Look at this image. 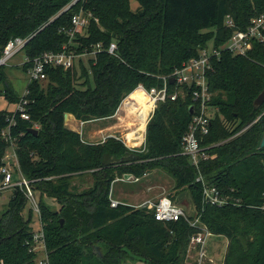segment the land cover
<instances>
[{"label": "trees", "instance_id": "trees-1", "mask_svg": "<svg viewBox=\"0 0 264 264\" xmlns=\"http://www.w3.org/2000/svg\"><path fill=\"white\" fill-rule=\"evenodd\" d=\"M71 1L0 0V57L15 37H30L23 50L30 58L61 51L70 42L72 17L82 7L99 19H91L70 45L91 52L102 44L88 64L81 59L69 69L47 67L44 81L29 83L30 119L0 109V164L10 148L1 131L14 118L10 134L16 137L21 172L39 193L50 264H125L136 258L185 264L197 232L188 221L162 222L146 208L111 206L117 178L132 174L144 179L155 170L174 180V202L189 191L201 221L228 239L224 264H264V104L254 106L264 89L263 45L255 43L246 56L223 51L207 71L212 105L219 111L202 141L211 157L201 162L200 171L230 196L228 204H204L199 171L182 154L195 105L191 94L157 105L147 124L146 147L139 151L115 136L87 142L65 123L66 113L80 121L115 115L140 83L162 87L163 76L197 57L211 41L218 47L229 39L233 30L224 25L227 15L245 29L264 13V0H136L135 10L132 0H86L64 10ZM113 41L120 57L107 51ZM2 68L0 98L16 103L21 97ZM176 89L170 81V93ZM85 174L94 183L78 190L73 180ZM26 206L25 194L15 187L0 217V264H36L32 209L26 217Z\"/></svg>", "mask_w": 264, "mask_h": 264}, {"label": "built area", "instance_id": "built-area-1", "mask_svg": "<svg viewBox=\"0 0 264 264\" xmlns=\"http://www.w3.org/2000/svg\"><path fill=\"white\" fill-rule=\"evenodd\" d=\"M79 1L85 2L86 0H72L64 10L73 7ZM91 19H95L97 22L99 21V19L94 17L91 12L85 11L82 7L81 10L72 17L73 28L69 31V44L64 45L63 49L58 52L47 51L35 56L34 58L26 56L23 65H28L27 72L29 76V83L34 81H44L47 78V67H63L64 69H69L81 59L95 56L98 51L102 50L101 43H98L91 52H77L76 50L70 48V45L76 44L73 40L76 35L85 33L87 28L90 26ZM224 25L225 27L233 30L231 36L224 44L217 47L214 43H212L211 45L202 48L197 57L190 58L182 65V67L176 69L172 74L163 76L162 79L164 80V84L162 87H152L148 89L144 84L140 83L129 94L132 95L134 92L140 91L143 96L148 99V102L152 103L146 124H148L151 120L157 105L160 102H165L168 99L177 100L179 97L185 98L188 94H191L195 105L191 106L193 118L189 126V130L183 137L182 154L189 156L191 163L199 171L197 181L201 182L203 185L204 204L218 206L228 204L230 196L222 194L217 186L209 184L200 171L201 162L211 157L208 153V147L202 146V141L204 136L209 134L211 121L219 111L218 107L212 105V93L207 82V71L212 66V59L219 58L223 51H229L233 55L246 56L254 48L255 43H259L264 46V13L253 17L245 29L238 28L231 15L226 16ZM29 40L30 37H15L9 40L0 57V67L6 65L14 55L24 50ZM107 51L112 55L120 57L117 52L118 46L115 41L110 44ZM171 80H173L172 84L177 86L176 91L173 93H170L169 90V82ZM28 94L29 88L27 86L24 94L21 95L20 100L15 103V107L11 110L9 109V111L19 114L22 119H30V100L27 97ZM129 95H127V97ZM85 122L86 121H82V124ZM14 125H16V120L13 118L11 120V124L1 131L3 137L10 142V147L14 148L13 156L15 158V163L12 164L10 162V151H7L0 164V202L4 199V193L7 190L10 188L14 189L19 186L25 194L27 204L29 203L31 205V209H36L41 220V210L37 201L35 190L31 185L32 181L28 180L22 174L19 166L18 157L15 151L16 137H13L10 134V126ZM35 128H38V125H35ZM145 137L146 131L144 134V140ZM118 138L120 139V137ZM6 158L7 162H4ZM18 170L20 171V179L16 181L14 176ZM130 175V177H126L125 174L123 177L117 179L129 183L139 182L142 180L140 177H136L132 174ZM110 199L112 207L124 204L111 198V196ZM141 207L152 211L156 220L162 222H175L184 218L192 227L197 229V232L190 239L186 252L185 264H206L207 262L214 263V260L210 255L208 243L209 239L215 234H213L207 225L201 221L200 215H197V209L195 217L190 218V213L167 196H161L156 200L146 199ZM32 251L37 253V264H50L42 221L40 229H34V245ZM218 264L224 263L221 262Z\"/></svg>", "mask_w": 264, "mask_h": 264}, {"label": "rangeland", "instance_id": "rangeland-1", "mask_svg": "<svg viewBox=\"0 0 264 264\" xmlns=\"http://www.w3.org/2000/svg\"><path fill=\"white\" fill-rule=\"evenodd\" d=\"M138 6H139V3L136 0L131 1V7L133 10L137 9ZM212 43L213 42L211 41L209 45H211ZM89 58L90 57H85L83 59L84 62H87ZM25 59H26V54L22 50L18 52L16 55H14L7 62V64L4 65L2 68V70L7 75L8 81L13 85V89L15 93L20 95V97L22 94H24L28 86V83H29V76H28L27 68H25V66L23 65V63L25 62ZM43 85L46 86V83H44ZM14 107H15V103H8L3 98H0V109H8V110L10 109L11 110ZM117 116L121 120H123L122 118H124L120 116V113L119 114L117 113ZM72 124H74V122L70 121V125ZM128 125L129 127H132L133 129L132 130L127 129L124 125V128H123L124 131L117 134V137L122 138V140L126 142L128 140L125 135L127 133L129 134L132 133L136 128V125L133 126L130 122H128ZM76 126L78 125L75 123V127ZM101 126H102L101 122H96V121L89 123V124H85L84 125L85 128L83 130V139L91 143L103 142V139L98 136V130ZM145 128H146L145 131L147 135V126ZM89 132L91 136L89 135ZM123 133L125 137L124 136L122 137ZM125 145L130 150H133V151H139V150L145 149L146 137H145V140L137 144L128 142V143H125ZM8 151H10L9 153L10 162L14 164L15 163V158L13 156L14 148L10 147ZM4 162H7V158L5 159ZM14 179L16 181L20 179L19 170L17 171V173H15ZM73 181H74L75 186H77L78 190H83V189L90 187L94 183V178L90 174H85L83 176L75 177ZM174 185H175L174 180L169 175L165 174L164 172L160 170H155L139 182L129 183V182H124L119 179H116L115 182L112 184L110 196L111 198L116 199L121 203L132 205L135 208H142L141 206L146 199L156 200L160 198L161 196H167L171 198L170 194L173 195L175 193ZM13 192H14V189L10 188L4 193V199L1 200L0 202V217L6 210L8 202ZM35 194L37 197V201L39 203V200H40L39 193L35 192ZM47 200L50 201V199L48 198ZM176 202L177 204L182 206L188 213L194 214L196 212V208L193 205V202L190 198L189 191L181 192L180 194H178L176 196ZM29 208H31V205L28 203L24 210V214L26 215V217L29 215ZM32 215H33L32 227L35 230H39L41 227L40 215L36 211V209H32ZM227 245H228V239L225 236L213 235L209 239L208 247H209L210 255L212 256L214 260V263L207 262L206 264H218L221 262L224 263V255L226 254ZM125 264H151V263L136 258V259H129Z\"/></svg>", "mask_w": 264, "mask_h": 264}, {"label": "bare ground", "instance_id": "bare-ground-1", "mask_svg": "<svg viewBox=\"0 0 264 264\" xmlns=\"http://www.w3.org/2000/svg\"><path fill=\"white\" fill-rule=\"evenodd\" d=\"M149 107H152V103L148 102L142 92L136 91L129 95L118 109V114L120 113V116L124 117L123 120L127 119V122H130L133 126L136 125L134 133L127 134L129 142L137 144L144 140L146 122L150 113Z\"/></svg>", "mask_w": 264, "mask_h": 264}, {"label": "crops", "instance_id": "crops-1", "mask_svg": "<svg viewBox=\"0 0 264 264\" xmlns=\"http://www.w3.org/2000/svg\"><path fill=\"white\" fill-rule=\"evenodd\" d=\"M120 108V107H119ZM117 113H118V110L116 112L115 115L113 116H110V117H106V118H97V119H93V120H90V121H86L84 124H82V121L76 119L74 117V115L69 114V117L67 120H65V123L66 125L72 129V130H75L77 132H79L83 138V130H84V125L85 124H89V123H92V122H101L102 126L99 128L98 130V136L100 138L103 139V141L109 137V136H115L117 137V134L121 133L122 131H124V125L127 129H133L132 127H129L128 125V122L125 120H121L118 116H117ZM70 121H73L74 124L70 125ZM75 123L78 125L75 127ZM87 126V125H86ZM96 131V130H95ZM129 134V133H127ZM127 134L125 135L126 138H127ZM89 135L91 136L90 132H89ZM96 136V135H95ZM124 136V133L122 135V137ZM124 136V137H125ZM118 138V137H117ZM122 140V138H120ZM128 140V139H127ZM124 143H128L129 141H124L122 140Z\"/></svg>", "mask_w": 264, "mask_h": 264}, {"label": "water", "instance_id": "water-1", "mask_svg": "<svg viewBox=\"0 0 264 264\" xmlns=\"http://www.w3.org/2000/svg\"><path fill=\"white\" fill-rule=\"evenodd\" d=\"M171 83H173V80H171ZM264 104V89H263V91L256 97V99L254 100V106H256V107H260V106H262ZM192 110V109H191ZM192 112V111H191ZM68 116H69V114L68 113H66L65 114V120H67L68 119ZM31 131H33V132H35V133H37L38 132V130L37 129H34V128H32L31 129ZM262 148H264V136H263V138H262V141H261V145H260ZM121 160H123V159H121ZM120 160V161H121ZM130 177L131 175L130 174H126V177ZM61 223H63V219L61 220Z\"/></svg>", "mask_w": 264, "mask_h": 264}]
</instances>
